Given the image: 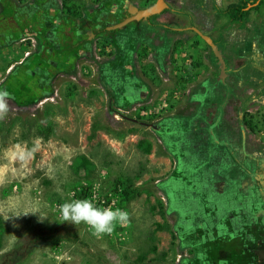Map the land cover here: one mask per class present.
<instances>
[{"label": "rangeland", "instance_id": "rangeland-1", "mask_svg": "<svg viewBox=\"0 0 264 264\" xmlns=\"http://www.w3.org/2000/svg\"><path fill=\"white\" fill-rule=\"evenodd\" d=\"M155 1L0 0V264H264V70L234 77L226 48H252L264 0L113 28ZM76 199L129 221L98 239L60 222Z\"/></svg>", "mask_w": 264, "mask_h": 264}, {"label": "clouds", "instance_id": "clouds-1", "mask_svg": "<svg viewBox=\"0 0 264 264\" xmlns=\"http://www.w3.org/2000/svg\"><path fill=\"white\" fill-rule=\"evenodd\" d=\"M9 93L0 90V120H4L9 111ZM60 222L74 225L85 224L96 238L111 235L117 226L127 224L129 213L111 207L99 208L89 199H76L58 205Z\"/></svg>", "mask_w": 264, "mask_h": 264}, {"label": "crops", "instance_id": "crops-1", "mask_svg": "<svg viewBox=\"0 0 264 264\" xmlns=\"http://www.w3.org/2000/svg\"><path fill=\"white\" fill-rule=\"evenodd\" d=\"M238 21V20H237ZM249 26L252 30V35L254 37L253 39V46L251 49L246 50L244 49L246 45V38H233L231 41H229L226 45L227 52L230 54V56L234 55L236 46L239 48V50H242L243 55L247 52V54H250L252 56H246V62L243 64V57L239 55L240 59H233L230 57V61L228 63L229 71L233 72V76L236 78H239L240 76H248V72H252V75L256 76V73L258 71L264 70V13L262 15V18H253L252 21L249 23ZM255 55H258L255 56ZM245 57V56H244ZM246 69L248 70L247 74L241 75V71Z\"/></svg>", "mask_w": 264, "mask_h": 264}, {"label": "water", "instance_id": "water-1", "mask_svg": "<svg viewBox=\"0 0 264 264\" xmlns=\"http://www.w3.org/2000/svg\"><path fill=\"white\" fill-rule=\"evenodd\" d=\"M258 2L259 0H256L253 3H250L247 5L246 8H250L251 6L256 5ZM166 7H167V4L165 0H156L152 5L147 6L143 9H134V15L127 17L121 23L115 25V27H120L132 19H140V18L148 17L153 14H157ZM193 29L211 46L212 50L214 51V54L216 55L218 60L223 64V59L220 55L219 49L217 45L213 42L212 38L209 35L202 33L200 30H198L195 27Z\"/></svg>", "mask_w": 264, "mask_h": 264}, {"label": "trees", "instance_id": "trees-1", "mask_svg": "<svg viewBox=\"0 0 264 264\" xmlns=\"http://www.w3.org/2000/svg\"><path fill=\"white\" fill-rule=\"evenodd\" d=\"M262 0L259 1V3L252 7V8H257L261 4ZM250 9H246L245 6H242L240 4H230L227 6L225 9V13L229 15L230 20L232 21H243L245 20L246 16L249 14ZM93 127H97V123L93 124Z\"/></svg>", "mask_w": 264, "mask_h": 264}, {"label": "flooded vegetation", "instance_id": "flooded-vegetation-1", "mask_svg": "<svg viewBox=\"0 0 264 264\" xmlns=\"http://www.w3.org/2000/svg\"><path fill=\"white\" fill-rule=\"evenodd\" d=\"M126 11H127V12H126V15H125L126 17H125L122 21H124L127 17H130V16L134 15V11L132 10V8H131V9H130V8H127ZM150 16H151V15H150ZM144 18H145V17H144ZM140 19H143V18H140ZM140 19H132V20H130V21L140 20ZM122 21H121V22H122ZM130 21H129V22H130ZM121 22H119V23H121ZM119 23H118V24H119ZM127 23H128V22H127ZM127 23H125V24H127ZM125 24H124V25H125ZM116 25H117V24H116ZM124 25H122V26H124ZM122 26H120V27H122ZM113 28H119V27H115V25H114ZM263 249H264V248H263ZM260 255H261L262 258H264V252H262Z\"/></svg>", "mask_w": 264, "mask_h": 264}]
</instances>
